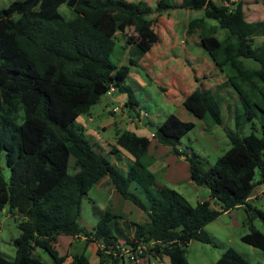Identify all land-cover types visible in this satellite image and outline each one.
Masks as SVG:
<instances>
[{
    "label": "trees",
    "instance_id": "1",
    "mask_svg": "<svg viewBox=\"0 0 264 264\" xmlns=\"http://www.w3.org/2000/svg\"><path fill=\"white\" fill-rule=\"evenodd\" d=\"M77 2L13 0L0 8V154L4 152L10 171L6 181L0 167V211L8 207L20 215V234L13 240L15 257L8 259L0 253V264H47L33 255L36 249L47 251L54 264H62L66 256H58L54 248L59 234L102 243L104 248L96 251L99 264H125L108 247L127 241L132 232L141 242L157 241L154 257L166 256L167 264H189L185 258L188 243H213L204 226L220 214L241 206L249 217L258 215L264 220V210L246 202L254 187L264 183V131L259 137L228 130L230 147L204 169L195 153L177 147L192 127L191 121L168 114L157 124L153 137L184 156L190 180L209 189L210 199L195 205L158 183L149 169L148 137L117 134L109 154L121 161L118 147L122 148L131 157L127 166H118L106 157L109 154L96 151L85 140L74 122L111 87L127 94L128 108L138 106L125 83L129 67L121 62V55L128 48L129 61L136 66L145 49L130 40L128 47L118 46L116 37L99 22L81 14L65 19L59 13L61 4L72 8ZM82 6L91 12L106 10L103 17L118 25L127 20L136 31L152 24L150 15L170 8L203 10V16L191 19L188 28L213 33L214 26L205 27L206 19H213L227 31L223 39L204 33L200 44L218 69L234 71L228 82L244 103L259 107L252 101L254 95L264 93V41L257 46L253 41L264 36V19L246 20L242 0H157L154 7L147 0H87ZM244 58L255 60L259 68H246ZM182 104L207 126L222 122L215 92L202 82L184 96ZM71 156L78 166L74 173L68 172ZM256 169L259 178L254 182ZM103 178L138 206L147 220L128 222L105 209L91 230L81 227L82 200ZM132 183L137 187L132 189ZM240 239L264 250V233L252 225ZM70 264L90 262L81 253L73 255ZM213 264L250 263L228 248Z\"/></svg>",
    "mask_w": 264,
    "mask_h": 264
},
{
    "label": "rangeland",
    "instance_id": "2",
    "mask_svg": "<svg viewBox=\"0 0 264 264\" xmlns=\"http://www.w3.org/2000/svg\"><path fill=\"white\" fill-rule=\"evenodd\" d=\"M12 1L0 0V8ZM84 1L87 0H78L72 8L61 4L58 8L59 13L65 19L81 14L92 22H99L105 32L116 37L118 46L128 47L130 44L127 42L130 40L145 49L144 56L137 61L136 66L129 61L128 48L121 55V62L129 67L125 83L131 88L138 106L133 109L127 108L125 115L122 116V106L117 97L127 98V94L115 91L111 96L107 92L90 107L88 113L80 114L74 122L85 140L96 151L97 144L110 143L111 147L106 145L107 148L98 149L104 155L109 154L119 133L147 135L148 139H152L150 135H153L157 124L168 114H174L182 121L188 119L193 123L180 138L177 147L195 153L201 159L204 169L213 165L216 159L230 147L226 133L228 130L237 132L241 136L250 133L262 136L264 93L253 96L252 102L259 107L255 104L247 106L228 82L229 76L234 74V71L231 68L218 69L214 66L200 44L201 36L211 32L202 28H188L191 19L203 16V10L170 8L150 15L152 24L141 31H136L133 24L127 20L118 25L108 20V16L103 17L101 14L106 10L97 12L86 10L82 6ZM147 2L154 7L157 0H147ZM170 2L178 3V0H170ZM242 4L246 20L264 19V0H242ZM100 17L103 18V22ZM205 23L206 28L210 25L215 27L211 34L216 39H223L227 31L218 26L216 20L206 19ZM263 41L264 36H257L254 38L253 46ZM243 64L249 69L259 68V63L250 58H244ZM200 82L215 92L222 118L220 124L207 126L203 119L191 114L182 104L184 96ZM139 110L145 113L144 116L141 114V119L136 118L137 114L139 116ZM89 117L92 119L90 120ZM148 151L156 157L151 155L155 159L152 172L158 183L176 190L192 205L209 197V189L206 185H197L189 179L188 162L184 156L174 154L170 146L161 143L157 144V148L150 144ZM106 157L113 161L112 156ZM124 161L123 164L127 166L129 160L124 159ZM118 162L121 164V161ZM0 167L7 181L10 171L5 163L4 152L0 154ZM77 169L75 159L71 156L68 172L74 173ZM172 171L174 174H171ZM258 178L259 171L256 169L254 182ZM229 184L233 187L230 182ZM259 185L262 187L264 183ZM96 186L97 184L82 200L78 218L81 227L91 230L99 220L100 212L105 209L123 216L128 222L141 223L147 220V215L132 201L123 198L118 192L112 194L111 190L104 186L100 188ZM130 187L133 189L137 184L132 183ZM258 199V202H253L255 205L253 207L264 210V197L259 196ZM211 201L218 206L216 200ZM19 220L20 215L16 211L9 212L8 207L0 211V253L8 259L15 257L16 248L13 240L20 234ZM250 225L264 233V220L258 215L249 217L244 207L220 214L204 226L213 243L190 241L185 251L187 262L213 264L226 249L233 248L250 264H264V250L240 239L241 235L249 231ZM86 243L81 236L59 234L54 248L58 256L68 258L62 264H70L72 256L81 253L85 254L90 264H99V257L93 252L91 244L87 246ZM33 255L38 256L44 263L54 264V259L45 250L36 249ZM144 257L142 261L125 262V264H160L153 256ZM146 258H150L149 261Z\"/></svg>",
    "mask_w": 264,
    "mask_h": 264
},
{
    "label": "crops",
    "instance_id": "3",
    "mask_svg": "<svg viewBox=\"0 0 264 264\" xmlns=\"http://www.w3.org/2000/svg\"><path fill=\"white\" fill-rule=\"evenodd\" d=\"M212 64V63H211ZM214 64V63H213ZM215 66V65H214ZM108 93L112 96V94H114L115 93V91H113V92H109L108 91ZM189 93V92H188ZM117 100L119 101V103H120V106H122L121 107V115L122 116H124L125 115V112H126V109L128 108L126 105H125V101H126V98H123L122 96H120V97H117ZM184 106V105H183ZM123 108V109H122ZM184 108H185V106H184ZM186 109V108H185ZM187 111H189L188 109H186ZM190 112V111H189ZM191 113V112H190ZM141 114H143L142 116H144V114L145 113H143V111H141V110H139V116H138V114H137V116H136V118H138V119H141L140 117H141ZM191 114H193V113H191ZM194 115V114H193ZM89 119L91 120L92 118L91 117H89ZM184 121H188V119H184ZM140 136H144V135H140ZM147 136V135H146ZM150 137H152V139H150L149 138V140H150V142H149V145L151 144V145H153L154 146V148H157V144L159 143L157 140H156V138L155 137H153V135L151 134L150 135ZM106 145H108V146H110L111 147V145H110V143H105V142H102V143H100V144H97L96 146H97V150L99 149L100 150V148L99 147H102L103 149H105V148H107L106 147ZM149 145H148V148H147V153H148V155L152 158V162H151V164H150V166H149V169L151 170V171H153V162L155 161V159L151 156V155H153V154H150L149 153ZM119 148V147H118ZM98 150V151H99ZM119 152H120V155H121V158H122V160H121V164H120V162H118V160H116L115 158H114V156L113 155H110V156H112L113 157V161L115 162V163H117V165L118 166H123L124 164L123 163H125V161H124V159H128V160H130L131 159V157H130V155H129V153H127L125 150H122V149H119ZM154 156V155H153ZM155 157V156H154ZM156 158V157H155ZM188 170H189V165H188ZM171 174H174V171H172V173ZM189 179H190V173H189ZM192 181V180H191ZM193 182V181H192ZM194 183V182H193ZM102 186H104V187H106V188H108L109 190H111V192H112V194H116V189L113 187V185L109 182V180L107 179V178H103L98 184H97V186H96V188H100V187H102ZM261 185H257V186H255L254 187V189L252 190V192L250 193V195L247 197V199H246V202L247 203H249L250 205H252V206H255L254 204H253V202H258L259 201V196H263L264 197V185L262 186V187H260ZM206 199H210V197H207V198H205L204 200H206ZM212 202V201H211ZM214 206H215V202L214 203H212ZM215 207H217V206H215ZM238 208H241V206L240 207H236V208H234V209H238ZM233 210V209H232ZM231 211V210H230ZM87 243H86V245L87 246H89V244H91V246H92V250H93V252L95 253V254H97V244H96V242L95 241H86ZM98 256V255H97ZM153 258H155V260H157L158 262H160V264H167L168 263V258L166 257V256H163V257H154L153 256ZM143 260V259H145V257H142V258H139L138 260ZM148 261H149V259L150 258H146ZM66 260H68V258H66L65 257V260L64 261H66ZM137 260V261H138ZM141 260V261H142ZM136 261V262H137Z\"/></svg>",
    "mask_w": 264,
    "mask_h": 264
},
{
    "label": "built area",
    "instance_id": "4",
    "mask_svg": "<svg viewBox=\"0 0 264 264\" xmlns=\"http://www.w3.org/2000/svg\"><path fill=\"white\" fill-rule=\"evenodd\" d=\"M115 91L113 87L109 89V92ZM82 239L86 240L85 236H81ZM119 242L115 246L108 247V252H111L114 256L120 257L125 262L137 261L139 258L144 256H153L155 253V245L157 241L151 240L149 242H141L140 239L135 237L132 232L128 236V240H118ZM97 248L103 249L102 243L95 241Z\"/></svg>",
    "mask_w": 264,
    "mask_h": 264
}]
</instances>
